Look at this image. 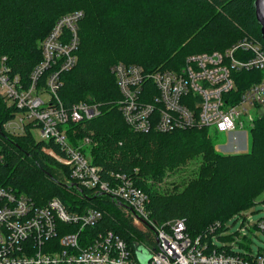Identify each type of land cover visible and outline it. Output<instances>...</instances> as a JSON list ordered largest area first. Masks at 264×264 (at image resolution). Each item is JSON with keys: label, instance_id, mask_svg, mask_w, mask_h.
Returning a JSON list of instances; mask_svg holds the SVG:
<instances>
[{"label": "trees", "instance_id": "16d2710c", "mask_svg": "<svg viewBox=\"0 0 264 264\" xmlns=\"http://www.w3.org/2000/svg\"><path fill=\"white\" fill-rule=\"evenodd\" d=\"M255 1L0 0V62L6 58L12 73L29 82L42 60L41 43L60 17L83 11L79 61L63 74L60 99L68 109L79 102L97 104L100 115L70 124L69 131L76 132L77 140L92 138V146L84 151L93 165L102 168L105 180H110L111 172L126 174L148 195L147 210L153 221L164 224L183 219L192 237L207 232L226 239L228 221L251 208L264 191V111L250 129L247 153L221 154L208 127L134 133L120 113L122 96L112 68L124 63L140 66L147 74L175 72L190 55L223 52L246 38L264 47ZM200 7L203 14L195 9ZM263 75L234 72L236 93L261 82ZM17 113L16 106L0 94L2 185L26 194L37 205L59 198L70 210H100L103 219L85 233L113 231L135 253L141 247L137 242L145 237L156 243L133 226L116 201L81 185L75 187L63 163L65 154L54 140L36 139L29 127L22 135L7 132L4 126ZM194 163L199 165L189 179L173 183V189L163 187L167 179L183 174Z\"/></svg>", "mask_w": 264, "mask_h": 264}, {"label": "built area", "instance_id": "2783aa9c", "mask_svg": "<svg viewBox=\"0 0 264 264\" xmlns=\"http://www.w3.org/2000/svg\"><path fill=\"white\" fill-rule=\"evenodd\" d=\"M84 18L81 10L60 17L41 43L42 60L29 82L14 75L2 58L0 94L18 109L5 130L22 135L29 127L31 133L39 130V140H54L65 154L63 163L75 187L116 201L136 229L151 235L155 244L147 237L137 242L151 254L149 264H264V250L236 252L234 246H218L217 237L207 232L192 237L183 219L158 224L147 210L148 195L131 177L111 172L110 180H105L102 168L93 165L84 151L92 146V138L77 140L69 125L99 117L100 107L79 102L68 109L60 99L63 74L79 61V26ZM248 71L264 74V47L250 38L223 52L190 55L175 72L147 74L140 66L124 63L112 68L122 96L120 113L134 133L208 127L229 134L234 142L241 139L242 145L233 146L236 153L247 149L246 129L264 111V75L261 82L236 93L234 72ZM103 217L98 209L70 210L59 198L37 205L0 181V264H142L113 231L85 233ZM250 227L264 234V220Z\"/></svg>", "mask_w": 264, "mask_h": 264}, {"label": "rangeland", "instance_id": "374dc122", "mask_svg": "<svg viewBox=\"0 0 264 264\" xmlns=\"http://www.w3.org/2000/svg\"><path fill=\"white\" fill-rule=\"evenodd\" d=\"M177 6L180 9H182L184 7L181 4L180 5L177 4ZM195 9L200 14L204 13L203 7L195 8ZM175 19H177V18H173V20H175ZM259 115H261V114H258L257 116H259ZM255 120H256V118H255ZM253 126H254V124L252 123V125H250V127H247V129H246V131L248 132L247 149H239V151H237V152L247 153L250 150L251 141H252L251 136H250V129ZM210 130H211V133L213 134V138L215 140L216 148L218 151H220L221 154L222 153H236L235 149L233 148V144L231 142L235 143V145H240V143L243 144L241 139L234 142L232 139H229V134L218 133L213 128H210ZM33 133H35L36 138H38V139L41 138V133H39L38 129H36V131H34ZM94 145H96V143H94ZM198 165H199V163L198 164L197 163L191 164L190 166H188L185 169L186 172H184L183 174L181 173L178 176L173 175L172 177L167 179V182H166V184H163V187L173 189L174 188L173 183L180 185L182 182H184L183 180H187L190 178V176L193 174L192 172L197 170L196 168L198 167ZM189 174H190V176H189ZM60 176H61L62 180H65L63 175H60ZM260 220H264V194L263 193L260 194L254 200V204L251 208L246 209V211L243 212L241 215H239V217L231 219L228 221L227 225L229 228H227L226 232L224 233V236L226 239L220 240V239L214 238V240H216V243L218 244V246H223L224 244L234 246V249L236 252L241 253L244 251H248V252H251L253 254L259 253L258 251L264 250V234L261 231L257 230L255 227H252V230H250L251 229L250 225L253 226L254 223H257ZM223 225H225V224H223ZM135 255H136V253H135ZM145 255L147 256L148 253L145 252ZM137 260H138V257H137Z\"/></svg>", "mask_w": 264, "mask_h": 264}, {"label": "water", "instance_id": "95a60500", "mask_svg": "<svg viewBox=\"0 0 264 264\" xmlns=\"http://www.w3.org/2000/svg\"><path fill=\"white\" fill-rule=\"evenodd\" d=\"M254 9L256 10L257 22L261 25V34L264 39V0H256ZM145 252L148 253L147 256ZM136 257H138V260L142 264H149L152 259L151 254L143 246L136 249Z\"/></svg>", "mask_w": 264, "mask_h": 264}, {"label": "crops", "instance_id": "0c3cea01", "mask_svg": "<svg viewBox=\"0 0 264 264\" xmlns=\"http://www.w3.org/2000/svg\"><path fill=\"white\" fill-rule=\"evenodd\" d=\"M232 144H233V146L235 145V143H233V142H231ZM230 144V143H229ZM240 145H242L241 143H240ZM227 146V145H226Z\"/></svg>", "mask_w": 264, "mask_h": 264}]
</instances>
